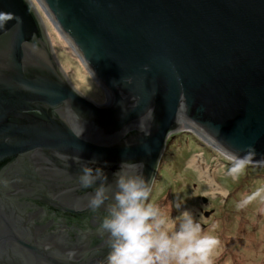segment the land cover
<instances>
[{"label": "water", "instance_id": "obj_1", "mask_svg": "<svg viewBox=\"0 0 264 264\" xmlns=\"http://www.w3.org/2000/svg\"><path fill=\"white\" fill-rule=\"evenodd\" d=\"M0 12L12 14L0 22V264H103L83 162L109 180L143 162L155 179L186 131L227 156L252 145L264 165V0H0ZM41 14L105 104L70 83Z\"/></svg>", "mask_w": 264, "mask_h": 264}, {"label": "clouds", "instance_id": "obj_2", "mask_svg": "<svg viewBox=\"0 0 264 264\" xmlns=\"http://www.w3.org/2000/svg\"><path fill=\"white\" fill-rule=\"evenodd\" d=\"M11 18V13L0 12V22ZM92 75L95 76L93 70ZM140 131L145 138L151 135L150 128L143 123ZM83 133L82 128L76 133L77 138ZM143 147L150 154L149 147ZM255 157L252 145L247 146L243 155L229 154L226 175L239 179L249 165L259 163ZM73 159L81 162L79 156ZM96 163V160L83 162L77 179L82 188L92 189L88 208L93 213L102 211L96 231L104 238L107 249L103 264H214L219 238L202 226L194 211L180 198L170 202L178 212L176 216L153 201L155 179L145 177L143 162L122 161L111 180ZM257 199L264 201V186L245 193L236 207L243 209Z\"/></svg>", "mask_w": 264, "mask_h": 264}, {"label": "rangeland", "instance_id": "obj_3", "mask_svg": "<svg viewBox=\"0 0 264 264\" xmlns=\"http://www.w3.org/2000/svg\"><path fill=\"white\" fill-rule=\"evenodd\" d=\"M55 56L70 83L84 97L98 105L106 103L104 91L93 81L80 60L63 41L46 17L41 14ZM196 156L209 171L201 176L190 162ZM230 161L215 146L193 133L178 131L169 136L155 175L151 199L171 215L175 198L192 209L206 230L220 240L214 251V264H264V201L257 199L243 209L236 207L245 193L264 186V165L251 164L237 180L226 175ZM209 179L215 181L224 195H212ZM210 188V189H209ZM206 201V202H204ZM216 225L215 229L212 226Z\"/></svg>", "mask_w": 264, "mask_h": 264}, {"label": "bare ground", "instance_id": "obj_4", "mask_svg": "<svg viewBox=\"0 0 264 264\" xmlns=\"http://www.w3.org/2000/svg\"><path fill=\"white\" fill-rule=\"evenodd\" d=\"M81 63V62H80ZM81 65H82V63H81ZM83 66V65H82ZM214 146V145H213ZM199 158L200 157H198V156H196L194 159H192L191 160V162H190V165L192 166V167H195V169L197 168H201V169H198L199 170V172L201 173V176H204V178H206V179H208V177H209V171H206L203 167H202V164H201V162L199 161ZM209 187L211 188H209L210 190H211V194L212 195H224V193H223V191H222V189L220 188H218L217 187V185H216V183H215V181H213V180H210L209 179Z\"/></svg>", "mask_w": 264, "mask_h": 264}, {"label": "flooded vegetation", "instance_id": "obj_5", "mask_svg": "<svg viewBox=\"0 0 264 264\" xmlns=\"http://www.w3.org/2000/svg\"><path fill=\"white\" fill-rule=\"evenodd\" d=\"M27 217H31L32 220L35 219L36 222H37V224L40 225V226H42L41 228H43V227L46 226V220H47V218L45 219L41 215L36 216V213L31 212V213H29L27 215ZM42 222H44V223H42ZM56 222L54 223L55 224V227L54 228H51L52 231H49L50 233H56V230H58L61 227V226H57V223ZM68 223L69 224H73L74 223L75 225H73V226L74 227L76 226L77 228H82L83 227V225H82L83 224V221L81 223V220H78V221L77 220H75V221H69ZM85 224H86V222H85Z\"/></svg>", "mask_w": 264, "mask_h": 264}]
</instances>
